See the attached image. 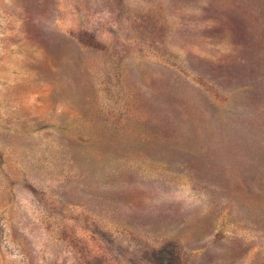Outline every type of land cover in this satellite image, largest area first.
Returning <instances> with one entry per match:
<instances>
[{"label":"rangeland","instance_id":"374dc122","mask_svg":"<svg viewBox=\"0 0 264 264\" xmlns=\"http://www.w3.org/2000/svg\"><path fill=\"white\" fill-rule=\"evenodd\" d=\"M0 264H264V0H0Z\"/></svg>","mask_w":264,"mask_h":264}]
</instances>
